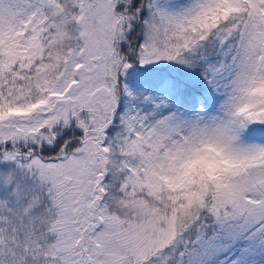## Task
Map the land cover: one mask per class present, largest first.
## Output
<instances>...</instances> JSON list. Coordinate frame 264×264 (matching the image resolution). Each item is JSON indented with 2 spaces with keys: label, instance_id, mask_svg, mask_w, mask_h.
<instances>
[{
  "label": "snow or ice",
  "instance_id": "snow-or-ice-1",
  "mask_svg": "<svg viewBox=\"0 0 264 264\" xmlns=\"http://www.w3.org/2000/svg\"><path fill=\"white\" fill-rule=\"evenodd\" d=\"M0 264H264V0H0Z\"/></svg>",
  "mask_w": 264,
  "mask_h": 264
}]
</instances>
